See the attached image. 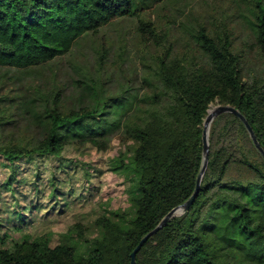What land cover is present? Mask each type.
Returning a JSON list of instances; mask_svg holds the SVG:
<instances>
[{
    "label": "trees",
    "instance_id": "16d2710c",
    "mask_svg": "<svg viewBox=\"0 0 264 264\" xmlns=\"http://www.w3.org/2000/svg\"><path fill=\"white\" fill-rule=\"evenodd\" d=\"M181 1L0 0V77L18 74L7 93L0 87V206L27 185L20 167H37L36 180L48 169L52 199L66 182L55 172L86 166L71 153H106L115 141L104 168L87 164L122 179L128 203H102L55 242L14 240L0 215V264H131L141 239L193 194L211 108L238 109L264 150V0H231L250 35L240 48L235 27L185 6L166 24L148 16ZM209 142L195 203L137 264H264V157L234 114L214 119Z\"/></svg>",
    "mask_w": 264,
    "mask_h": 264
},
{
    "label": "rangeland",
    "instance_id": "374dc122",
    "mask_svg": "<svg viewBox=\"0 0 264 264\" xmlns=\"http://www.w3.org/2000/svg\"><path fill=\"white\" fill-rule=\"evenodd\" d=\"M184 6L187 14L193 13L199 21L222 29L227 26L235 27L239 48L240 44L250 40L248 31L240 24L235 23L236 16H234L231 0H182L175 6L161 8L148 16L166 24L167 21L172 22L181 18L180 16L185 13ZM134 24H139V21H134ZM210 28L212 27L210 26ZM134 29L132 28L131 31ZM103 38L105 37L102 35L96 37L98 41ZM1 74L2 72H0V76ZM17 75V73H14L13 76L8 75L9 78H5L7 80L0 77L2 93H7L10 88H13L12 82ZM11 92L13 91H10L9 94ZM118 149L119 144L115 141L106 153H99L94 149L83 156L71 153L73 158L85 161L86 166L73 167L66 175L55 172V176L66 182H55L62 186L61 191L64 192V195L59 193L52 199L51 191L53 192V189L49 186V182L53 174L48 169H45L44 172L42 170L41 178L36 180L37 167L34 169L28 165L20 167L22 176H25L28 182L25 186L19 188L16 186L14 196L3 194V199H7L0 206L1 219L5 224V227L2 228L3 232L11 234L14 240L20 239L23 235L33 239L47 234L46 236H50L51 240L55 242L60 233L64 232L76 220L83 221L85 219L88 222L95 212L99 211L102 203H109L113 209L127 207V197L124 193L122 179L106 170L94 172V166L87 164L97 163L98 168H104L105 158L117 155ZM88 173L93 174L94 177L90 178ZM7 176L5 169L0 168V182ZM37 189L40 190V193L37 192ZM70 191L72 194L69 195ZM20 215L25 220L22 225L18 223Z\"/></svg>",
    "mask_w": 264,
    "mask_h": 264
},
{
    "label": "water",
    "instance_id": "95a60500",
    "mask_svg": "<svg viewBox=\"0 0 264 264\" xmlns=\"http://www.w3.org/2000/svg\"><path fill=\"white\" fill-rule=\"evenodd\" d=\"M234 114L237 116L245 125L255 147L258 149V151L262 154L264 157V150L260 146V143L257 140V137L250 126L249 122L247 119L244 117V115L236 108L229 106V105H219L214 108H211L208 112V116L206 117L204 121V129H203V135H202V140H203V163L202 167L200 170V173L198 175L197 181H196V186L193 194L191 197L182 205L174 208L171 210L164 218L163 220L153 229L151 230L148 234H146L141 241L139 242L138 246L135 248V250L131 254V264H137V254L141 250V248L144 246V244L154 235H156L160 230H162L166 224L168 223L169 220L176 216L183 215L186 213L195 203L196 198L199 194L200 191V186L203 180V177L205 175V172L208 167L209 163V153H210V142H209V132H210V127L212 122L214 121L215 118H217L221 114Z\"/></svg>",
    "mask_w": 264,
    "mask_h": 264
}]
</instances>
